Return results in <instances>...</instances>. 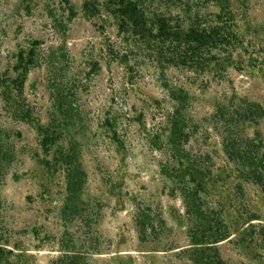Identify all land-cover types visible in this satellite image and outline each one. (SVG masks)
I'll return each instance as SVG.
<instances>
[{
	"label": "rangeland",
	"instance_id": "rangeland-1",
	"mask_svg": "<svg viewBox=\"0 0 264 264\" xmlns=\"http://www.w3.org/2000/svg\"><path fill=\"white\" fill-rule=\"evenodd\" d=\"M263 155L264 0H0V264H264Z\"/></svg>",
	"mask_w": 264,
	"mask_h": 264
},
{
	"label": "trees",
	"instance_id": "trees-1",
	"mask_svg": "<svg viewBox=\"0 0 264 264\" xmlns=\"http://www.w3.org/2000/svg\"><path fill=\"white\" fill-rule=\"evenodd\" d=\"M227 4L228 0H223ZM123 5L119 6L114 14L120 18L119 28H123L129 25L132 28V31L135 35L140 36L141 38L150 37L152 31L147 25V21L143 16L142 11L137 8L136 5L131 3H122ZM228 10V9H227ZM158 35L165 39L175 42L178 40L179 35L176 33L171 34L164 24L158 29ZM186 42L194 43L201 48H210L213 46H231L232 39H236V36L232 32H220L219 30L212 29L211 31H201L193 29L187 32L184 35ZM228 156L233 159L234 157L249 159V151L246 148L240 149L239 152L230 148V152H227ZM246 155V156H245ZM262 160L259 162H264V155L261 156ZM249 164V163H248ZM251 178L254 182L258 183L264 193V175L255 174L254 171L250 173ZM189 197V196H188ZM216 230L208 229L209 232H212L206 240H197L194 235L191 236L192 244H197L198 249H194L192 253V261L194 264H225L218 254L215 244L224 238V234L217 231L218 222H216ZM198 231V228L193 230V233ZM1 261V257H0ZM52 264H86L84 257L79 253H66L56 262Z\"/></svg>",
	"mask_w": 264,
	"mask_h": 264
}]
</instances>
